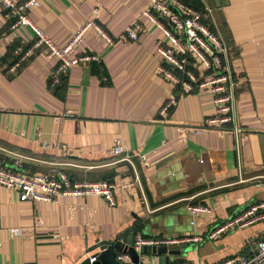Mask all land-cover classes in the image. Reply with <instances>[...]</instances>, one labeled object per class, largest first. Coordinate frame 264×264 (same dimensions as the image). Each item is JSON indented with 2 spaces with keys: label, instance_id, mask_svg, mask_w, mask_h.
Here are the masks:
<instances>
[{
  "label": "crops",
  "instance_id": "1",
  "mask_svg": "<svg viewBox=\"0 0 264 264\" xmlns=\"http://www.w3.org/2000/svg\"><path fill=\"white\" fill-rule=\"evenodd\" d=\"M39 1L29 17L55 43L64 44L91 19L116 41L84 34L79 50L98 54L99 62L69 70L63 99L49 87L56 59L37 51L10 74L12 42L0 41V161L14 169L19 160L26 173L64 171L73 181L107 180L116 190L113 204L100 195L45 202L21 200L16 190L0 185V264H77L92 253L91 245L121 239L128 227L153 238L205 234L264 201V0L192 2L211 9L209 24L229 47L238 133L185 129L214 113L213 96L208 87L180 93L157 74L158 47L168 39L140 16L148 0ZM136 19L142 24L138 39L124 40V29ZM5 27L0 7V32ZM21 35L32 37L24 30L17 42ZM171 96L176 102L162 113ZM117 144L123 151L114 154ZM195 203L211 213L191 224L187 205ZM10 227H20L21 234L11 236ZM262 233L264 219L187 243L169 264H215L249 251Z\"/></svg>",
  "mask_w": 264,
  "mask_h": 264
},
{
  "label": "built area",
  "instance_id": "2",
  "mask_svg": "<svg viewBox=\"0 0 264 264\" xmlns=\"http://www.w3.org/2000/svg\"><path fill=\"white\" fill-rule=\"evenodd\" d=\"M195 0H148L146 8L140 16L153 23L168 37L167 44H160L157 74L165 81L175 85L180 93H192L199 88L208 87L213 96L214 113L205 117L199 127H187L188 131H202L205 128L228 130L238 133L242 130L235 123V92L237 81L231 68L229 47L222 41L219 34L210 26L208 17L211 9L198 8ZM40 5L39 0H0V7L6 19V27L0 32L3 39L12 42V62L6 67L7 73L15 74L22 63L37 51H41L48 59H56L49 79V87L54 89L60 85L69 70L80 64L98 63L99 55L94 52L80 51L84 34L92 31L98 38L113 44L116 38L94 19L86 21L62 45L55 43L29 17V11ZM27 30L32 37L25 39L19 32ZM142 31L140 20L129 24L122 33L126 41H135ZM204 74L200 75V68ZM176 98L169 97L161 108L164 113L169 110ZM232 124V125H231ZM234 124V125H233ZM231 125V127H229ZM123 147L117 144L112 152L119 154ZM15 168H8L0 161V185L18 192L21 200L56 202L61 196L100 195L109 204L114 203L113 193L116 185L107 180L73 181L64 171L51 173H26L20 171L21 162H14ZM187 212L194 218L206 217L211 208L203 203L187 205ZM264 219V201H255L241 212L224 220L205 234H189L181 237H148L139 231L135 234V247L140 245H179L181 243H198L204 239H212L229 230L243 228ZM11 236L21 234L20 227L8 229ZM249 251L226 257L215 264H264V239L252 242ZM126 258L118 254L117 259ZM178 264H192L181 262Z\"/></svg>",
  "mask_w": 264,
  "mask_h": 264
},
{
  "label": "water",
  "instance_id": "3",
  "mask_svg": "<svg viewBox=\"0 0 264 264\" xmlns=\"http://www.w3.org/2000/svg\"><path fill=\"white\" fill-rule=\"evenodd\" d=\"M219 4V0H214ZM136 231L128 227L122 232L121 239L100 240L91 245L87 252H92L77 264H169L170 255L181 254L182 249L188 247L187 243L176 247L166 245H140L135 247ZM261 238L264 239V233ZM118 254L125 255L124 259H117ZM152 256L156 257L152 258ZM164 256V257H163ZM156 262V263H155Z\"/></svg>",
  "mask_w": 264,
  "mask_h": 264
},
{
  "label": "trees",
  "instance_id": "4",
  "mask_svg": "<svg viewBox=\"0 0 264 264\" xmlns=\"http://www.w3.org/2000/svg\"><path fill=\"white\" fill-rule=\"evenodd\" d=\"M229 55H231L230 53H229ZM96 74L99 76V79H100V81H101V83L102 84H104V81H102L103 80V76H104V73H103V71H102V69H100L99 67H97L96 66ZM65 89V83H62L61 85H59V86H57L56 87V89H54V94L56 95V96H58L59 98H64V90Z\"/></svg>",
  "mask_w": 264,
  "mask_h": 264
},
{
  "label": "rangeland",
  "instance_id": "5",
  "mask_svg": "<svg viewBox=\"0 0 264 264\" xmlns=\"http://www.w3.org/2000/svg\"><path fill=\"white\" fill-rule=\"evenodd\" d=\"M166 37V36H165ZM165 39H168V37H166ZM253 203V202H252ZM251 204V203H250ZM174 246V245H173Z\"/></svg>",
  "mask_w": 264,
  "mask_h": 264
}]
</instances>
